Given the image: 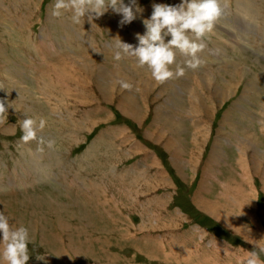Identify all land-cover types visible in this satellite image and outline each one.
I'll return each instance as SVG.
<instances>
[{
	"label": "rangeland",
	"instance_id": "374dc122",
	"mask_svg": "<svg viewBox=\"0 0 264 264\" xmlns=\"http://www.w3.org/2000/svg\"><path fill=\"white\" fill-rule=\"evenodd\" d=\"M219 1L203 63L177 49L184 75L160 82L115 53L180 0H137L130 23L0 0V211L29 229L27 264H244L264 248V0ZM26 116L42 140L20 139Z\"/></svg>",
	"mask_w": 264,
	"mask_h": 264
},
{
	"label": "clouds",
	"instance_id": "9594fccd",
	"mask_svg": "<svg viewBox=\"0 0 264 264\" xmlns=\"http://www.w3.org/2000/svg\"><path fill=\"white\" fill-rule=\"evenodd\" d=\"M108 8L121 13L124 23L132 22L136 13L142 11L137 0H129L127 4L124 0H55L52 14L59 17L65 10H71L73 20L79 22L86 13L94 12L99 16ZM221 14L219 0H180V3L174 5L156 3L150 18L143 20L146 31L137 34L138 45L120 41L123 48L115 53V58L119 60L122 53L134 55L138 64L146 65L153 78L160 82L174 76H182L186 71L184 66L176 64L175 68L171 67L176 63V50L190 57L184 62L187 67L198 68L203 63L198 53L206 46L202 38L214 30ZM169 36L171 38L167 39ZM118 83L124 89L132 88V84L127 81L121 80ZM4 109V103L0 101V111ZM45 125L44 118L37 120L26 116L21 123L20 139L23 142L42 140L38 133ZM0 237V242L4 245L0 251V264H27L31 242L29 229L24 225L15 226L4 211H0ZM262 252L264 248L247 250L244 264H264ZM38 258L43 259V256Z\"/></svg>",
	"mask_w": 264,
	"mask_h": 264
},
{
	"label": "bare ground",
	"instance_id": "6f19581e",
	"mask_svg": "<svg viewBox=\"0 0 264 264\" xmlns=\"http://www.w3.org/2000/svg\"><path fill=\"white\" fill-rule=\"evenodd\" d=\"M238 14H239V12H238ZM224 15V14H223ZM234 16H235V14H234ZM241 16V15H240ZM223 17V16H222ZM226 18V17H225ZM224 18V19H225ZM229 18V17H228ZM238 19L240 20V19H242V17L241 18H239L238 17ZM234 20V19H233ZM238 20V21H239ZM243 20H244V18H243ZM247 20V19H246ZM246 20H244V21H246ZM223 21V20H222ZM235 21H237V20H235ZM219 22V21H218ZM224 23H225V20L223 21ZM243 22V21H242ZM222 24V23H221ZM237 24V23H236ZM226 26H228V25H226ZM224 28V27H223ZM226 29V28H225ZM229 29V28H228ZM221 30V29H220ZM232 30V29H231ZM223 33V32H222ZM236 36H238V35H236ZM241 38H242V36H241ZM235 39H238V38H235ZM240 39V38H239ZM237 42V41H236ZM239 43H241V42H239L238 41V43L237 44H239ZM246 42H244V44H245ZM241 46L243 45V44H240ZM208 51V50H207ZM206 53V51H205V49H204V53H203V55ZM210 54H211V56H214V59H217V56H218V52H215V51H212V52H210ZM206 56V55H205ZM204 56V57H205ZM207 56H209V55H207ZM203 58V57H202ZM112 59V58H111ZM207 61H209V60H207ZM216 61V60H215ZM113 64V63H112ZM150 71V70H149ZM207 77V76H206ZM168 80V79H167ZM169 82V81H168ZM170 83V82H169ZM208 83H210V82H208ZM167 84V83H166ZM180 84V83H179ZM168 85V84H167ZM171 85V84H170ZM210 84H208V86H209ZM211 86V85H210ZM180 87V86H179ZM229 94V93H228ZM177 105V104H176ZM229 110V109H228ZM236 114V113H235ZM247 118V117H246ZM181 126V125H180ZM263 140V139H262ZM89 148V147H88ZM218 148V147H217ZM176 152V151H175ZM252 155H254V154H252ZM223 159V158H222ZM41 160V159H40ZM174 162V161H173ZM175 164V163H174ZM31 165H32V167H36V165H37V163H35V160H33L32 162H31ZM226 165V164H225ZM38 166V165H37ZM29 166H27L23 171H25L27 168H28ZM43 167V166H42ZM246 167V166H245ZM40 168H41V166H40ZM23 169V168H22ZM250 169V168H249ZM24 173H27V171H25ZM23 173V174H24ZM248 173V172H247ZM38 175H40V177H39V180H43V179H49L50 178V176L49 175H46V174H43L42 172H40V171H38L33 177H32V182H36L37 183V181H38V179H36V177L38 176ZM52 175H54L56 178H57V174H52ZM58 176H60V174H58ZM219 176H221V175H219ZM137 181V180H136ZM149 184H151V183H149ZM67 186V185H66ZM147 186V185H146ZM148 187V186H147ZM73 190V189H72ZM92 196V195H91ZM89 197H90V195H89ZM88 197V198H89ZM177 199V198H176ZM175 199V200H176ZM170 200V199H169ZM173 203V202H172ZM236 203V202H235ZM246 203V202H245ZM241 209V208H240ZM245 209V208H244ZM241 210H243V209H241ZM192 215V214H191ZM193 218V217H192ZM218 220H221L220 218H218V217H216ZM223 220H227L228 218H226V217H221ZM225 222V221H224ZM225 224V223H224ZM232 224V223H231ZM233 225V224H232ZM227 226H228V224H227ZM236 226V225H235ZM233 227V226H232ZM231 228V227H230ZM235 228V230L236 229H239V228H241V226H236V227H234ZM228 233V232H227ZM260 233H263V230L260 232ZM264 235V234H263ZM227 236V235H226ZM230 239V238H229ZM151 241H152V239H150ZM147 243V242H146ZM228 251V250H227Z\"/></svg>",
	"mask_w": 264,
	"mask_h": 264
}]
</instances>
